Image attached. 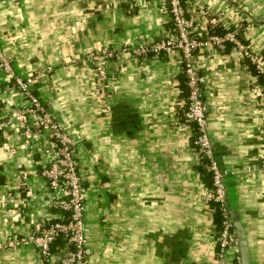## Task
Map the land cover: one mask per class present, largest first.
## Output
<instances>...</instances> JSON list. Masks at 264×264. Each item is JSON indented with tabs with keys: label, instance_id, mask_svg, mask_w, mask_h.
Masks as SVG:
<instances>
[{
	"label": "crops",
	"instance_id": "0c3cea01",
	"mask_svg": "<svg viewBox=\"0 0 264 264\" xmlns=\"http://www.w3.org/2000/svg\"><path fill=\"white\" fill-rule=\"evenodd\" d=\"M182 1L193 36L236 30L264 62V0ZM170 37L165 0H0L3 59L14 76L32 78L30 93L73 142L86 264H235L234 250L217 257L219 230L195 169L192 124L181 112V54H136ZM93 56L107 72L103 99ZM251 66L232 46L195 51L228 210L245 232L249 264H264V78ZM26 106L0 69V124L8 123L0 129V264H59L58 243L49 261L32 243L4 244L39 234L59 215L60 194L42 176L51 161L46 133L14 119ZM237 255L241 264L239 248Z\"/></svg>",
	"mask_w": 264,
	"mask_h": 264
},
{
	"label": "built area",
	"instance_id": "2783aa9c",
	"mask_svg": "<svg viewBox=\"0 0 264 264\" xmlns=\"http://www.w3.org/2000/svg\"><path fill=\"white\" fill-rule=\"evenodd\" d=\"M166 10L172 25L173 38L161 40L150 47H141L136 54L142 55L159 52L168 49H177L181 54V67L186 77L187 97L184 100L182 117L192 124L194 134V154L196 164L206 161L211 174V188L205 191L206 208L209 211V203L218 204L221 213V231L217 237V257L223 258L229 250H234L235 264H240L238 240L233 225L229 218V210L226 201L223 174L216 165L211 150V142L208 137L206 107L201 98V90L204 79L195 69V51L200 48L215 47L224 50L227 44L231 45L240 59L247 60L264 78V62L259 56L253 54L239 39L236 30L226 31L223 35H210L207 33L204 39L193 36L191 21L186 18V9L182 0H165ZM103 56L111 58V52H103ZM94 61L93 72L97 83L95 94L105 96L109 89L107 72L98 56L92 57ZM0 69L8 80H13L19 94H21L27 106L16 113L14 119L26 128L46 133L48 140L47 153L51 161L43 170L42 176L47 182L48 188L60 194L54 201V207L61 213L57 219L43 227L39 234H30L20 238L9 237L5 240V247L14 248L25 243H32L39 256L46 261L50 260L51 248L56 240L61 237L65 244L61 249L59 264H86L87 249L84 236V194L82 191L81 177L74 154L71 138L60 128L54 118L43 111L40 101L33 96L29 87L32 78H19L14 76L9 64L3 59L0 51ZM8 123H1L0 129ZM29 132V131H28ZM63 213V214H62ZM66 214V215H65ZM2 248V244H0Z\"/></svg>",
	"mask_w": 264,
	"mask_h": 264
},
{
	"label": "trees",
	"instance_id": "16d2710c",
	"mask_svg": "<svg viewBox=\"0 0 264 264\" xmlns=\"http://www.w3.org/2000/svg\"><path fill=\"white\" fill-rule=\"evenodd\" d=\"M225 32L226 31L223 30L222 28H220L219 26L209 27L208 28V33L210 35H223ZM226 46L230 47L231 45L227 44ZM250 69H251V71L253 73H256L257 75H259L257 73V71L254 69L253 66H251ZM181 75H182L181 80H182V82H184L185 81V77H183L184 74H181ZM260 78H262V76H260ZM186 92H187V90H185L183 92V97H185V98H186V95H187ZM195 169H196L197 173L199 174V176H200L202 182L204 183V185L206 184L207 185V188L210 189L211 188V174H210V172H209V170L207 168L206 161H201L199 164L196 165ZM209 208H210V211H211V214H212V223H213V226L215 227L216 230H219V232H220L221 231V213H220L219 206H218L217 203L211 201L209 203ZM59 213H61V212H59ZM55 243H58L61 246H63L66 242H65V240L63 238L59 237L56 240Z\"/></svg>",
	"mask_w": 264,
	"mask_h": 264
},
{
	"label": "water",
	"instance_id": "95a60500",
	"mask_svg": "<svg viewBox=\"0 0 264 264\" xmlns=\"http://www.w3.org/2000/svg\"><path fill=\"white\" fill-rule=\"evenodd\" d=\"M229 214H230L231 223L235 229V234L238 240V248H239V254L241 258V264H249V251L247 247L245 232L238 219L237 214L234 212H229Z\"/></svg>",
	"mask_w": 264,
	"mask_h": 264
}]
</instances>
